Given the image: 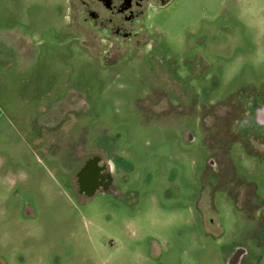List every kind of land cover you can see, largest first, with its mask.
<instances>
[{
    "label": "rangeland",
    "instance_id": "374dc122",
    "mask_svg": "<svg viewBox=\"0 0 264 264\" xmlns=\"http://www.w3.org/2000/svg\"><path fill=\"white\" fill-rule=\"evenodd\" d=\"M146 25L110 49L69 0H0V264H228L236 245L264 264V140L236 120L264 94V0H167ZM94 153L120 195L68 186Z\"/></svg>",
    "mask_w": 264,
    "mask_h": 264
},
{
    "label": "flooded vegetation",
    "instance_id": "af4514ba",
    "mask_svg": "<svg viewBox=\"0 0 264 264\" xmlns=\"http://www.w3.org/2000/svg\"><path fill=\"white\" fill-rule=\"evenodd\" d=\"M77 1L78 11L74 7L75 0H69V8L73 16L79 17L83 27L82 32H93L101 42H106L110 49L132 50L150 42V32L146 25L149 13L153 9L158 10L163 7L167 0ZM166 75L171 76L169 81L172 77L174 78L172 83L176 86L178 83L181 86L184 82L176 69L167 70ZM189 77H187L188 81ZM182 85L184 88V83ZM160 89L165 90L162 86H153L150 91L159 92ZM183 90L192 95L191 99L196 96L190 85ZM258 95L255 99L250 98L243 101V111L236 120L239 122L238 126L242 133L247 135V132H253L252 135L264 140V94ZM239 139L235 138L234 141H239ZM114 164L117 167L116 162ZM112 168L109 159L99 153L91 154L75 173L76 183L71 182L69 178L68 186L75 189L77 195L84 198V201L91 199L97 193L120 195L116 175ZM237 203L242 205V200L238 198ZM252 257V252L247 246L236 245L231 252L229 251L227 260L228 264H243Z\"/></svg>",
    "mask_w": 264,
    "mask_h": 264
},
{
    "label": "crops",
    "instance_id": "0c3cea01",
    "mask_svg": "<svg viewBox=\"0 0 264 264\" xmlns=\"http://www.w3.org/2000/svg\"><path fill=\"white\" fill-rule=\"evenodd\" d=\"M110 160H113V159H110ZM112 162V161H111ZM112 163H114V162H112ZM115 165V164H114Z\"/></svg>",
    "mask_w": 264,
    "mask_h": 264
}]
</instances>
